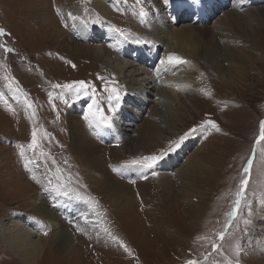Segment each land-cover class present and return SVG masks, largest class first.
Here are the masks:
<instances>
[{
    "label": "rangeland",
    "instance_id": "374dc122",
    "mask_svg": "<svg viewBox=\"0 0 264 264\" xmlns=\"http://www.w3.org/2000/svg\"><path fill=\"white\" fill-rule=\"evenodd\" d=\"M209 1L203 0L201 3L204 4L201 15L208 19L202 23L196 21L192 24L187 20L196 18L195 9L186 16H184L185 13L180 16L176 10L168 9L169 5L158 6L155 3L156 0H143V7L148 12V16L145 18L146 22L142 24L138 16L131 12L135 0H127L126 3L121 0H109L111 9L116 11L119 7V12L127 16L116 17L118 26L121 25L126 34H131L128 40L121 37V43L145 44L132 42L134 37H139L153 45L152 42L140 37L149 35L162 44L160 50H155L154 62L143 58L134 60L130 55L124 57L118 55V57L111 56L107 64H102L92 59L91 56H86L82 47L88 46L96 49L98 46L101 47L99 44H102V41V45L105 42L107 44L116 43L117 37L109 30H102L105 38L100 39L99 37L97 43L92 44L91 42L82 43L83 41H78L79 38L75 39H78V42L75 41L73 36L65 30L66 34L60 41L50 37L52 33L59 31L60 26H63L61 18L59 22L55 18L57 9L64 12L65 16L62 18L67 23L70 22L66 13L68 14L73 9L75 13H78L76 16L80 20H91L90 12L93 7L91 0L86 3L87 12L84 11L85 0H0V29L6 33L0 36V45L13 49L12 52H5L4 48L0 47V93L4 94L3 99H0V264H186L189 259L202 261L203 256L211 251L212 241L219 242L217 233L225 228L227 213L231 209L235 193L239 190L240 181L245 175L244 169L250 160L252 170L247 191V200L252 209L251 217H247L250 222L247 225L243 223L241 217H246L247 213L242 211L232 228L228 229L230 235L226 236L222 243L225 255L229 259H236L232 253V246L238 242L242 249L238 258L239 264H264V202H262L264 201V141H261L260 145L256 144L260 124L264 121V50L259 51L255 48L254 55L249 57L248 63L242 65V70H239L236 64L233 65L226 60H223L224 65L223 62L221 63L223 70L220 71L215 70L213 64L205 60L200 59L195 63H189V68L196 71L195 85L198 88L181 93L182 98L177 102L172 103L168 99V96L173 99L172 95L176 92L180 93L176 85L174 86L176 88H171L172 85L164 86L167 79L166 70L169 67V51L172 47L173 51H176L177 45L171 35L165 40L160 38L163 32L167 33V30L158 31L157 20L173 22L170 25L171 29L182 30L185 26L192 24L198 27L203 25L213 31L215 27L222 24L219 22L220 19H224L222 21L225 23L226 10L237 11L251 7H260L264 10V1L249 4L247 0L244 4L233 8L238 0H230V7L225 10L223 0H215V3L208 6L205 3ZM69 4L73 5V9L69 7ZM138 9L136 8L137 11ZM161 10L165 12H160ZM188 12L189 10L186 13ZM38 14L42 15V19ZM210 14L213 18H210ZM251 15L247 14L241 18L245 20ZM92 16L93 18L99 17L97 14H92ZM183 16L185 20L182 19ZM113 18L115 19L114 14L110 19L114 20ZM43 19L45 22H42ZM80 23L76 22L77 25L74 24V28L76 29L78 25L80 28ZM135 24L139 28L134 26ZM226 24L228 23L226 22L224 26ZM257 24L255 21L252 23L259 30ZM89 25L92 24L89 23ZM246 31L251 34L249 29ZM260 31L264 35V24L261 25ZM240 34L242 32L239 29L230 28L227 33L220 35L221 38L226 37L223 35H229V39L231 36L241 39ZM222 40L226 42L225 39ZM76 44L80 46V50H76ZM130 51L138 55L135 48ZM146 54L148 58L151 57L150 54ZM69 60L71 62H68ZM130 63L136 67L131 70L135 69L134 71L140 72L141 75L134 74V77H128L131 75L130 71L123 74L115 72L114 69L117 66H129ZM73 64L75 67L72 66ZM186 69L188 70V67H183L176 73L184 75ZM153 70L157 71V78L155 77L152 82L149 81L151 85L146 88L142 84L143 76ZM100 77L116 78L117 83L122 86L120 91L123 95L126 94L123 89L130 86L144 91V97L150 100L145 105L147 109L144 110V101L138 97L131 101L122 98L120 108L113 118L112 131L115 137H118L115 131L116 121L120 122L121 125H118L121 126L125 136L128 130L135 132L130 134V139L127 140V154L120 161L122 164H120V171L123 170V172L119 173L120 171L108 168L111 174L122 178L120 180L115 177L118 181H125L128 186L132 184L129 186L132 189L130 197L132 202H129L127 204L129 208L124 210L110 207V199L103 192L106 187L103 174L93 171L85 164L84 158L75 154L71 148V132L68 126L70 109L73 108V113L78 116L83 114L80 121L83 126L87 125L83 117L90 101L88 98L74 101L71 96L66 95L65 98L69 103L64 104L58 99L64 90L52 88L53 84L62 85L83 80L96 86L97 96V93L104 91V84L107 81L106 79L101 80ZM203 79L205 83H202ZM9 81L13 88L19 86L23 92L27 93V99L35 107L38 132L48 133L46 139H41L43 151L49 154L46 166L54 170L55 166L52 165V158H54L56 166L60 167L65 176L71 174L74 178L72 187L82 195L89 196L98 202L96 211L101 213L99 217L85 204L70 202L65 197L55 196L54 193L52 197V194L44 191L41 184H37L31 178L35 174L38 179L46 183V180L51 178V174L45 171V157L37 154L33 164L29 165L32 168L30 173L19 156V149L16 145L23 144L27 148L32 138L33 121L29 119L31 110H26L23 97L18 101L15 97L19 96V93L9 90ZM166 90V93L170 92L165 94ZM172 90L174 94L171 93ZM49 92L54 94L52 98L49 97ZM205 93H210V95ZM106 96L103 94L101 97ZM53 104H55V109ZM101 104L105 113L112 115L102 99ZM156 105L160 112L159 117H149ZM149 119L152 121H148ZM131 121H135L136 127L125 128ZM146 121L158 127L157 137L153 142L162 145L149 151L152 152L151 154L167 150L171 143L174 142L172 145L177 144L186 134L187 138L180 142L175 150L168 149L164 158L156 163L154 169L147 170V178L153 179L150 182L144 181V186L149 187L141 190L138 187L139 182L132 183L135 178L131 172L130 174L125 173L128 169L132 171L133 168L139 167L124 168L123 165L130 164L131 161L143 157L140 155L149 153L138 149L142 141L139 128H142ZM209 121L215 123L220 131H216L211 123H208ZM192 129L196 131L192 132ZM90 130L93 133L91 128ZM202 134L207 140L202 141ZM94 138L95 142L98 140V144H104V141L98 139L96 135ZM123 138L124 136L120 135L119 140L122 141ZM179 153L183 155L178 159L176 155ZM26 155L30 159L33 157L31 151H27ZM169 156L168 162L164 163L163 160ZM175 158L176 163L173 166L170 165L169 161L172 162ZM190 158L195 162L199 160L200 164L203 163V167L198 169L195 165L194 171H198L196 172L197 177L191 178L188 182L186 179L183 180L184 174L180 170ZM106 159H108L107 156L105 162H107ZM37 161H39V166ZM153 171L157 174L153 175ZM167 177H170L169 181H166ZM49 197L51 202L47 201ZM60 199L73 204L82 211L88 208L92 213L91 221L95 224L76 219L63 226L72 234V237L77 238L70 254L58 249L56 237H54L56 228L53 227V220L45 219L37 214V208H41L42 205L57 209ZM35 202L43 204L36 208ZM16 213L32 214L33 217L29 215L32 221L37 223L36 226H41L37 229V234L35 233L37 236L33 239L39 243L41 251L32 260L28 259L26 254L32 252L34 247L21 240L27 248L23 253L25 259L18 257L14 251L15 248L11 245L14 237L9 238L10 235H7ZM71 214L72 212H68V216ZM60 218L61 220H58L56 216V221L66 223L64 217L60 216ZM92 226H96L102 233L99 237L91 233ZM103 227H107L114 236L123 241L131 255L111 241L102 230ZM77 228H82L84 231H77ZM45 229L49 232L48 235H43ZM202 237L207 239H201ZM2 240L5 245L9 246V249L5 248ZM215 259L220 264H227V260L221 256H215Z\"/></svg>",
    "mask_w": 264,
    "mask_h": 264
},
{
    "label": "bare ground",
    "instance_id": "6f19581e",
    "mask_svg": "<svg viewBox=\"0 0 264 264\" xmlns=\"http://www.w3.org/2000/svg\"><path fill=\"white\" fill-rule=\"evenodd\" d=\"M204 1H207V0H204ZM223 1H224L223 6H224V10H225L228 7H230L229 6L230 0H223ZM246 1L247 0H245V2ZM261 1H264V0H249V4H257V3H260ZM110 2H109V0H91V4L93 6V7H91L92 12H90L91 20L97 19V18H93V16H92V14H97V15H99L98 18L100 20V23L88 25L87 28H85L84 25L82 23H80L78 20L72 22V20L69 17L68 18H69L70 23L65 22L62 18L65 16L64 12L63 13L61 12L62 15L56 14L55 18L57 19V22H59L60 18H61L60 20L63 22V24H62L63 26H60L63 30L59 27L58 28L59 31L52 33V35L50 37L53 38V40L60 41V39L66 34L65 33V31H66L69 35L73 36L74 40L76 38H79V40L78 39L77 40L81 41V42L83 41L82 43L91 42V44H92L93 42L97 43V40L99 39V37H100V39L105 38V37H103L102 30H104V31L109 30V28L111 26H115L121 30H125L124 28H122L121 25L118 26V24H117L118 21L116 20V17L117 16H126V14H124L123 12L115 11V9H113V8L111 9L109 7ZM202 2H203V0H169V3L167 5H169L168 9L176 10L180 14V16H182L184 13H185L184 16H186L189 13L193 12V10L195 9L196 10V16H195L196 18L194 20H187V22H190L193 24L196 21H198L197 17L199 16V14L203 13L204 4H201ZM155 3H157L158 6H162L164 4L163 0H156ZM213 3H215V0H210L209 2H206L205 4L210 6V4L212 5ZM240 5H241L240 3H235L233 8L238 7ZM72 6L73 5L71 4L69 7L71 9H73ZM111 7H113V6H111ZM136 8H139V6ZM189 8H191V10ZM85 9H87L86 3H84V11H85ZM218 9L220 10V8H218ZM221 9H223V7ZM188 10H189V12L186 13ZM66 11H67V9L65 8V12ZM75 12L76 11L74 9H73V11H71V13L74 16L78 15V13H75ZM77 12H79V11H77ZM131 12H133V10H131ZM160 12H165V11L161 10ZM213 13H214V15H216L215 11ZM113 14L115 17V19L113 18L114 20L110 19L111 15H113ZM212 14H210V18L212 17L211 16ZM247 14H252V15L250 17L247 16L246 19L243 20V18H241V17L245 16ZM66 16H67V13H66ZM184 16L182 19H184ZM202 16H203L202 18L208 19L207 17H204V15H202ZM39 17L42 19V15H39ZM224 18L226 19L225 23L227 22L228 24H226V26H224V24H225L223 22L224 19H220L221 21H219V22L222 24H220L218 27H215L213 31L207 27H204L203 25L201 27H198V26H192V24L189 26H185V28L182 30L171 29L170 25L173 22H165V20H161V21L157 20L159 23L157 28H158V31H166L167 30V33L164 34V32H163L161 34L162 36L160 38L162 40L167 39V36L171 35L172 38L176 42V45H177L176 51H173V47H172V50L169 51L170 56H179L183 60L188 61L190 64H191V62L195 63L198 60L200 61V59L205 60L208 63L210 62L211 64H213V68L215 70H218V71L223 70L221 63L223 62V60H226L229 63H232L233 65L236 64L235 66L238 67L239 70H242L241 69L242 65L248 63L247 61L248 60L250 61L249 57L254 55L255 48H256V50H259V51H261V49L264 50V35H262L261 31H260L261 25L264 24V10H261L260 7L259 8L258 7H251L250 9L248 8L245 10H237V11H234V10L227 11L226 10ZM109 20H111L110 23H109ZM254 21L256 22V24H257V22H259L257 24V25H259V30L256 28V26L252 25V23ZM42 22H45V19H43ZM76 22L81 24L80 28H79V25L76 29L74 28L73 25L74 24L77 25ZM167 24H169V25H167ZM134 26L138 27L136 24ZM230 28L231 29H239V31L242 32V34H240L241 39H240V37H234V36H231V38L229 39V35H223L226 37L221 38L222 36L220 34L224 33V32L227 33V31L230 30ZM247 29H249L251 31V34L247 33V31L245 32V30H247ZM229 32H231V31H229ZM216 34H218V35H216ZM235 36H236V34H235ZM140 37H143L146 40L152 42L153 45H150V43L136 45L133 43L131 44V43H117V42L113 43V44H107L105 42V44L102 45L103 41L100 40V41H102V44H99L101 47L98 46L96 49H91L88 46H84V47H82V50H84V54L86 56H91L92 59H94L95 61H98L102 64H107L108 61L110 60V59L108 60V58H111V56L118 57V55L121 57L130 55L133 57L134 60H136V58L137 59L143 58V59L150 60V62H154L155 61V50H157V49L160 50L162 43L160 41L155 40L154 38H152L149 35H141ZM112 39L115 40L116 38L112 37ZM222 39H225L226 42H224V40H222ZM238 39H239V41H238ZM77 40H75V41H77ZM221 42H223V43L220 44ZM81 45H83V44H81ZM76 47H77L76 50H80L79 49L80 46H77V44H76ZM132 48H135L138 55H136L130 51V49H132ZM146 53L150 54L151 57L148 58ZM116 57H113V58H116ZM53 61H54V59H53ZM68 62H71V61L69 60ZM189 63L188 64H175V63L170 64V63H168L169 67L166 70V78L167 79L169 78V79L168 80L166 79L164 86L168 87V86L172 85L171 88H176L177 85L182 86L181 89L178 90V92H180L179 94H177V92H176L175 93L176 95H175L174 91L173 90H172L173 92L171 91V93L174 94V95H172L173 99L171 98V96H168L169 101H171L172 103L177 102L179 99L182 98V97H180L181 93L190 92L189 91L190 89L195 90L198 88L195 85L196 71L193 68H191V69L189 68V66H190ZM142 65H143V62H142ZM223 65H224V62H223ZM134 67H135L134 64L130 63L129 66H124V65L117 66L114 70L117 74H119V73L123 74V73L130 71L129 73H131V75H128V77H131V76L134 77V74L135 75H139V74L141 75L140 72L134 71L135 69L133 71L131 70ZM183 67H185V68L188 67V70L187 69L185 70L184 75L183 74L179 75L178 73H176L177 70H179ZM141 69H142V71H144L143 68H141ZM153 72H149L143 76V79H142L143 86L148 87L149 85H151V83H149V81L152 82L154 80V78L157 76V71L153 70ZM104 79H106L108 81V80H115L116 78L113 79L111 77H105ZM116 80H115L116 86L119 89H121L122 86L120 84H118ZM203 81L204 82H202V83H205L204 79H203ZM175 85H176V87H174ZM146 88H145V90H146ZM123 90L126 93L125 95H123V99H125L126 101H131L134 98L138 97L139 99L144 101L143 109L144 110L147 109V108H145V105H147V103H149L150 100H148L147 97H144V91H141L140 89H137L135 87H130V86L129 87L126 86V89H123ZM159 91H161V90H159ZM166 92H167V90L165 91V94H168L170 91L168 93H166ZM103 94L107 95V93L104 91L102 93L101 92L97 93V98L100 99V97ZM72 109H70V112L68 114V126H69L70 132H71V148H72V151L75 154L81 155L84 158L85 164L88 165L91 169H93V171H96L98 173L101 172L103 174L105 184H106V187H104L105 191L103 190V192L105 193L106 196H108L107 198L110 199V201H109L110 207H114L117 210H124L126 208H129L127 206V204H129V202H132V199L130 198L132 195V189L129 186L132 184H129V186H128L127 185L128 183L126 184L125 181H123V182L118 181V179L122 180V178L114 176L113 174H111L109 172L108 168L121 169L120 161L127 154V149H128V146H127L128 141L127 140L130 139L129 138L130 134L135 133V132L134 131L131 132L130 130H128V132L125 136L124 131L121 130V128H120L121 127L120 122L117 123V121H116V123H115L116 124L115 125L116 130L115 131H117L118 137H115V133L112 130H106L104 132L105 136L101 135L100 138H98V139H101L102 141H104V144L100 143L101 145L105 146V144H106L107 146H105V147H110L109 149H107V148L101 146L100 144H98L99 143L98 140H97L98 143L95 142L96 139L94 138V134L91 133V130H90V127L88 126V123H87V125H84L85 127L83 126L82 122L80 121L81 120L80 117L83 114L78 116V114L73 113ZM159 115H160V112L157 109V105H156L155 108H153L149 117H159ZM138 117H139V115H138ZM118 119H119V117H118ZM137 119H139V118H137ZM151 119H149L148 121H152ZM148 121H146V124H144L142 126V128H139L140 129L139 130V136L141 137L142 141H141V143H139L138 149L140 151H144L145 153L152 151V150H155V149L162 146L161 143L156 144L153 142V141H155V138L157 137L156 135H157L158 127L156 125H154L153 123H150ZM118 124H120V125H118ZM128 124L130 126L126 125L125 128L130 129L132 127H134V128L136 127L135 121L134 122L131 121ZM136 133H137V131H136ZM120 135L124 136L122 141L119 140ZM201 136H202V138H201L202 141H203V139H204V141L207 140L205 138V135L202 134ZM123 141H124V143H123ZM121 143H123V144H121ZM173 143H171L170 145H172ZM187 147H188V145H187ZM168 149H169V147H168ZM168 149L165 151L162 150L161 152H167ZM103 151H105V153ZM185 152H186V150H185ZM151 153L152 152H149L147 154L140 155V156H146V155L149 156V155H159L160 154V153H154V154H151ZM182 155H183V153L182 154L179 153L176 156L179 159L182 157ZM106 156L108 158V159H106L107 162H105ZM169 159H170V156L166 157L163 160L164 163L168 162ZM160 161L161 160H159L158 162H160ZM198 161L199 160H197L195 162L191 158L189 160L188 159L186 160L185 166L182 167V169L180 170V172L182 174H184L183 180L186 179L188 182H190L191 178L193 179L194 177L195 178L197 177L196 172H198V171H194L195 165L198 166L197 167L198 169H201V167H203V163L200 164ZM112 163H113V165H111ZM175 163H176V158L172 162L169 161V164L172 166ZM186 166H187V168L185 169ZM121 172H123V170H121L119 173H121ZM130 172H131L132 176H134V178H135V183H137V182L140 183V186L138 185V187H140L141 190L149 187L148 185L144 186V181L150 182V181H152L153 178H147V179L143 178L147 174L148 171H145L144 169H141V168H133L132 171H130V169H128V170H126L125 173L130 174ZM115 177L118 179H116ZM169 179H170V177H167L166 181H169ZM28 186H31V185H28ZM52 197H54V194H52ZM40 200H42V198ZM60 200L58 202L59 205L56 207L57 209L50 208L49 206H46V205H42L41 208H37L39 205L43 204L41 202L40 203L35 202V205H36V208L38 210L37 211L38 215H40L41 217L43 216L45 219L50 218L53 220L52 221L54 223L53 227H54V229L55 228L57 229V230L55 229L56 231L54 230V237H56L58 249L63 250L64 253L69 252V254H70V253H72V249L76 244L75 239H77V238L72 237V234L68 230H66L63 226H65L66 224L68 225L71 222V220L72 221L76 220V219L77 220H85L84 219L85 215H87L89 220H92L91 219L92 213L90 212V210L88 208H85L82 211L80 208L75 207L73 204H68L63 199H60ZM47 201L51 202L50 197L47 199ZM43 206H45V207H43ZM260 211H261V209H260ZM68 212H72V214L70 216H68ZM17 213L14 215L15 219L12 220V224L9 227L7 235H10L9 238L14 237V239L11 242V245H12V247L15 248L14 251H16V255L18 257L24 258L23 253L27 248V246L24 244V242H26L27 245L34 247L32 249V252H27V254H26V257L28 259L32 260L34 258V256H36L38 253L40 254V251H41L39 243L37 241L36 242L33 241L34 237L37 236L36 235L37 231H38L37 229H40L41 226L40 225L36 226L37 223L36 222L34 223L32 221V218L30 217V216L33 217L32 214H29V213L28 214H24V213L23 214H17ZM56 216H57L58 220H61L60 216L64 217L66 220V223L63 224V223H60V221H56L57 220ZM91 224L95 225L94 223H91ZM89 226H91V225H89ZM7 228H8V226H7ZM5 230L6 229L4 228V231ZM90 231H91V233H93V235L98 236V237L102 234L98 231V228H96V226H94V227L92 226ZM2 233H3V231H2ZM21 240L24 242H22ZM3 243H4L5 248L9 249L8 248L9 246L5 245L4 241H3Z\"/></svg>",
    "mask_w": 264,
    "mask_h": 264
},
{
    "label": "snow or ice",
    "instance_id": "6c2138e0",
    "mask_svg": "<svg viewBox=\"0 0 264 264\" xmlns=\"http://www.w3.org/2000/svg\"><path fill=\"white\" fill-rule=\"evenodd\" d=\"M88 0H85V3H87ZM121 2L126 3L127 0H121ZM245 0H238V3L243 4ZM163 3L167 5L169 3V0H163ZM136 6H139L138 11L136 10ZM87 12V9H85ZM116 11H120V8L117 7ZM57 14L62 15L60 12V9H57ZM133 15L138 16L140 19V22L143 24L146 22L145 18L148 16V12L143 7V0H135V3L133 5ZM68 17L73 20H80L79 17L74 16L71 12H69ZM80 22L84 25L85 28L91 24H98L100 23L99 18L87 20L83 19L80 20ZM67 26V25H66ZM75 26V25H73ZM109 31L113 33L117 37V43H121V37L124 40H128L129 36L131 35L126 34L123 30L111 26L109 28ZM6 35L5 31L3 29H0V36ZM132 42L134 43H147V41L141 40L139 37H134L132 39ZM0 47L4 48L5 52H12L13 49L5 47L4 45H0ZM168 63H175V64H188L189 62L186 60H183L179 56H170L168 58ZM75 67V65H72ZM7 79V77L5 78ZM101 80H104L103 77H100ZM182 86L177 85V90H180ZM53 89H63L58 97L64 104H68V99L65 98L66 95L71 96L74 101H79L83 98H88L90 101L87 104V110L86 114L84 115V120L88 123V126L93 130V134L96 135L98 138L104 134L106 130H112L114 128L113 124V118L115 116V113L120 108V104L123 98V94L121 93L120 89L116 86L115 80H108L106 81L104 85V92L107 93L106 97H101L100 99L96 96V86L85 82L83 80L81 81H75L72 83H66V84H53ZM9 90L13 91L14 93H19V96H16L15 98L19 101L21 97H23V103L27 109L31 110V114L29 116V119L33 121V129H32V138L31 142L27 145V148L23 144H17L16 147L19 149V156L24 161V167L31 173L32 168L29 167V165L33 164V161L36 159L37 154L39 156L45 157V171L47 173L51 174V178H48L46 180V183L43 182L41 179H38L35 174L31 176V178L37 183L41 184L44 188V191L48 194H55L57 197H65L68 201H74L77 203H82L87 205L89 208L92 209L93 212H95L96 216L99 217L101 215L100 212L96 211V205L98 202H96L93 198L82 195L80 192L76 191L74 187H72L73 177L71 174L65 176L62 170L59 166H56V161L54 158H52V165L55 166L54 170L53 168L47 167V159L49 154L45 153L41 147V139L47 138L48 133L43 132L39 133L36 127V109L33 106V104L27 99V93L23 92L22 89L19 88V86H16L15 88L12 87L11 81H9ZM203 91V90H201ZM206 95H210V93H205ZM4 94L0 93V99H3ZM54 94L52 92H49V97L52 98ZM101 99L105 101L107 104L108 112H110L112 115H108L105 113V109L101 104ZM53 108L55 109V104H53ZM211 123V126L216 130L220 131L219 127L213 123ZM196 129H192V132H195ZM187 138V134L185 137H181L180 142H182L184 139ZM261 141H264V121L260 124V133L259 138L256 141L257 145H260ZM175 145H170L169 150H175V147L179 146V143ZM39 150V151H38ZM31 151L33 153V157L30 159L26 152ZM166 155V152H161L159 155H149V156H143L137 160H133L130 162V164L123 165L124 168H128L130 166H136L139 168L144 169L145 171L149 169H154L156 163L163 159ZM66 163V162H65ZM37 165L39 166V161H37ZM252 170V161L250 160L247 166L244 169V178L240 181V187L239 190L235 193V199L233 200L231 209L227 213V222L225 224V228L223 231L217 233L218 241H212L211 243V251L207 252L203 256V260H197V259H189L186 261V264H220L219 261L215 259V256H221L225 260H227V264H239V256L241 254V246L237 242L235 245L232 246V253L233 256L236 257L235 260L229 259L225 255L224 246L223 243L225 241L226 236L230 235L228 232V229L232 228L233 223L236 221V218L240 216L242 211H246L247 216L241 217L243 223L245 225L249 224V219L247 217H251L252 215V209L251 204L247 200V191H248V184H249V177ZM113 171H120V169L114 168ZM153 175H156V172H152ZM144 179H147V176L145 175L143 177ZM55 180V183L53 181ZM132 183H135V181H132ZM264 202V201H262ZM85 223L91 224L92 221L88 219L87 215L84 216ZM102 230L107 234V237L113 241L114 243L118 244L120 247L123 248L125 252H129L131 255L128 247L123 243V241L119 240L116 236H114L107 227H103ZM77 231L83 232L84 229L77 228ZM43 235H48V231L45 229L43 231ZM201 239H207L206 237H202Z\"/></svg>",
    "mask_w": 264,
    "mask_h": 264
}]
</instances>
